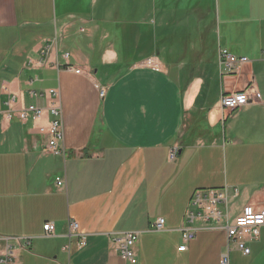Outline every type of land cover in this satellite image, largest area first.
<instances>
[{
    "label": "crops",
    "instance_id": "obj_1",
    "mask_svg": "<svg viewBox=\"0 0 264 264\" xmlns=\"http://www.w3.org/2000/svg\"><path fill=\"white\" fill-rule=\"evenodd\" d=\"M223 49L248 62L226 69ZM250 81L260 100L223 110ZM50 89L64 154L38 129ZM30 104L43 113L20 120ZM221 187L242 199L234 214L264 200V0H0V236L18 239L14 264H131L113 240L130 231L135 264H219L228 240L212 222L178 247L192 194ZM246 243L233 264H264V226Z\"/></svg>",
    "mask_w": 264,
    "mask_h": 264
},
{
    "label": "built area",
    "instance_id": "obj_2",
    "mask_svg": "<svg viewBox=\"0 0 264 264\" xmlns=\"http://www.w3.org/2000/svg\"><path fill=\"white\" fill-rule=\"evenodd\" d=\"M68 54H65L67 56ZM220 58L223 60L226 69L231 70L237 66L244 65L248 59L243 56H235L226 49L220 50ZM147 66L158 70V67L153 64L151 59L145 61ZM74 72L79 73V68H74ZM99 95L101 97L105 94V89L102 86H97ZM50 96V103L46 107L52 119L49 120L47 126H40L39 132L47 135L46 150L53 154H64V148L61 146L64 138L63 122L61 107L56 100L57 91L55 89L48 90ZM260 93L255 88L252 81L243 90L221 94L220 105L223 110H234L236 108L247 105L254 99L260 100ZM15 101V96H9L7 104L10 106ZM43 108L30 104L25 108L16 112L17 117L26 121L29 117L32 119L38 118L43 113ZM7 118L12 117V112L8 111ZM176 154V150H171L169 158L172 159ZM57 184H61L60 178H57ZM233 198L239 195L238 188H232ZM230 195L228 187L212 188L206 190H196L190 199L189 208L184 214V221L187 224L181 231L182 244L178 247L179 251L185 249L186 243L195 237V232L198 228L195 223L203 220L205 222H212L215 228L224 229L227 234V250L221 254L219 264H230L229 244L234 243L238 250L244 255L250 253V247L247 246L246 238H258L261 228L264 226V200L259 203L251 202L244 204L237 214H232L230 206ZM165 219L163 217L157 218L153 224L152 229L155 231H163ZM69 235H77L79 237V246L86 244L85 236L77 234L78 225L75 221L68 223ZM55 233V226L52 222H47L43 225V236L51 237ZM138 239V232L130 231L114 236V242L121 258L131 264L137 262L135 254V243ZM6 244L0 254V264H14V250L13 241H18L17 238L2 237ZM29 244L28 238L24 241V245ZM67 248V246H66Z\"/></svg>",
    "mask_w": 264,
    "mask_h": 264
},
{
    "label": "rangeland",
    "instance_id": "obj_3",
    "mask_svg": "<svg viewBox=\"0 0 264 264\" xmlns=\"http://www.w3.org/2000/svg\"><path fill=\"white\" fill-rule=\"evenodd\" d=\"M219 78V77H218ZM230 202V206H231V210H232V214L234 213L235 209L241 205L242 203V199H236V200H229ZM232 251H231V264L237 262V260L240 257V253L238 252V250L235 249V244L232 242Z\"/></svg>",
    "mask_w": 264,
    "mask_h": 264
}]
</instances>
